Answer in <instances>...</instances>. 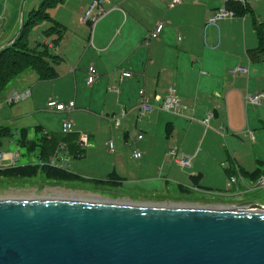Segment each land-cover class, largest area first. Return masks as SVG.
<instances>
[{
	"label": "crops",
	"instance_id": "0c3cea01",
	"mask_svg": "<svg viewBox=\"0 0 264 264\" xmlns=\"http://www.w3.org/2000/svg\"><path fill=\"white\" fill-rule=\"evenodd\" d=\"M9 1L0 0V13L6 17L5 24H10L16 18L15 11H9L18 10V4L14 0L8 13ZM22 1L28 0H20V3ZM36 1L33 0L31 5ZM229 1L232 0H106L102 6L107 12L99 20L97 19L94 27L88 29L87 38H85L86 28H80L79 35L78 32H72L79 38L78 42L75 43V38L72 37L71 45L65 49L61 48L60 54L56 53V45L52 46L51 42L45 39L49 50L54 51L57 56L55 70L57 63H65L68 68L74 65L69 69L70 73L67 72L68 76L71 75L69 85L71 90L64 95L56 92L48 94L44 103L42 101V106L33 110L38 116L43 112L50 114L52 116L50 122L22 125L20 128H13L11 124H0L2 127L10 128L11 132L1 136L2 138L16 140L17 145L26 148L28 152L37 151L38 159L35 163L18 165L9 160L14 153L2 150L6 156L3 168L41 162L42 165L47 164L46 168L66 171L74 179L79 177L80 181L87 180L101 184L105 182L117 188L136 189L132 191L135 193L134 196L123 194L127 197L148 201L177 200L179 203L182 202L180 204L186 205H191V202L210 204V200L192 197L194 190L214 192L217 188L212 184L203 185L201 180L204 174L200 170L195 171L194 167L196 162L194 160L199 154V150L195 148L197 141L204 134L206 136V133L199 131V136L192 146H185V137L179 141L178 133L180 130L189 131L193 128L189 121L204 125L202 121L206 117L205 113L212 114L209 123L220 114L222 117L226 115L229 124L231 118L229 111L232 110L233 114L238 105L240 106V102L244 106L242 81L248 82L249 89L256 82L250 83L256 76L255 72L264 71V61L251 62L247 56V49L254 48L257 41L253 16L258 18L264 27V0H246L244 6H249L251 19L246 12L243 15L236 14L231 20H219L217 26L212 24L206 26V19L212 12ZM89 2L90 0H78V3L75 2L67 10L72 12L73 18H80ZM57 19L70 24L69 20ZM160 21L164 25L162 31L157 38H150V32ZM63 24L64 34L68 26L64 24L65 28ZM81 24L88 25V28L91 26L88 23ZM17 29L18 25L10 31L3 28L0 32V45L7 42ZM109 51L113 54L112 59H106L104 56L105 52ZM90 65L94 68L95 78L92 83H87L86 71ZM80 66L82 68H78ZM237 66L245 67L246 71H236ZM77 69L82 71L81 77L76 73ZM122 71H129L132 76L124 78L121 76ZM17 76L6 86L1 101L13 92L25 95L10 104L5 102L8 106L30 99L34 93L29 84L36 78L55 79L59 74L56 70L54 77L40 79L36 72L27 69ZM110 87H115L117 91H111ZM172 89L180 102L188 107L183 114L172 115L170 112L155 109L144 117L139 116L140 90L145 92L151 102H155ZM263 89L260 90L264 91ZM48 99L65 104L73 100L74 107L67 112L55 111L46 106ZM122 113L124 116L120 118L119 125H114L113 118L119 117ZM92 116H95L96 122L89 124L88 121H91ZM81 117L85 119L84 122L80 121ZM72 118L75 120L71 121ZM65 120L71 123V129L66 132L62 130V122ZM221 121L223 123L224 119L222 118ZM119 129L124 145H128L124 151L115 150L114 140L112 148L108 146L109 139L114 138ZM131 132L134 133L133 136ZM138 133L142 134L141 139L136 138ZM69 135L77 137L82 155L73 157L74 154L69 151L66 145L68 143L63 140ZM52 136L56 138L57 147L44 163L40 158L42 144L46 140H52ZM130 139L132 144H128ZM101 141L105 145L104 156L103 153H99L96 157L103 156L102 168L99 165L92 173L79 174L74 168L76 161L73 160L71 165L66 164L71 161L69 157L81 158L87 151L92 153L90 151L95 150L94 147H97ZM172 145L191 158V166L188 168L193 170L189 174V183L185 181L182 172L178 173L174 169L173 165L176 164L169 161L166 156L167 150ZM137 150L141 153L139 158L133 155ZM18 159L19 152H17ZM150 161L154 162V166ZM224 161L223 170L228 177H235L237 182L233 190L224 195L235 196L247 191L253 187L250 185L255 181H257L255 187L264 186V160L255 158L256 166L252 169L245 168V161L236 155L227 153ZM101 171H104V177L99 174ZM37 173L36 176L46 175L41 169H38ZM217 185L220 187L222 182ZM232 185L229 183L228 187L231 188ZM171 190L175 193L170 194Z\"/></svg>",
	"mask_w": 264,
	"mask_h": 264
},
{
	"label": "water",
	"instance_id": "95a60500",
	"mask_svg": "<svg viewBox=\"0 0 264 264\" xmlns=\"http://www.w3.org/2000/svg\"><path fill=\"white\" fill-rule=\"evenodd\" d=\"M0 264H264V206L0 195Z\"/></svg>",
	"mask_w": 264,
	"mask_h": 264
},
{
	"label": "rangeland",
	"instance_id": "374dc122",
	"mask_svg": "<svg viewBox=\"0 0 264 264\" xmlns=\"http://www.w3.org/2000/svg\"><path fill=\"white\" fill-rule=\"evenodd\" d=\"M12 1L14 0H10L8 2L7 12L12 7ZM32 1L33 0H28L27 2L22 1L20 3V0H15V3L18 4V10L13 9L9 12L15 11V13L17 14V15L14 14L16 18H14L10 22V24L8 23L5 24L6 17L4 16V19L2 20L1 23L2 26L0 28V31H2L3 28L6 31H10L16 25H18L19 28L21 24L20 21L21 4H22V17H25L27 12L32 8H36L40 2V0H37L34 5H31ZM75 2L78 3V0H65L64 3H58L52 7H48L46 11L50 16V19L41 20L38 24L33 25L27 31L26 42L28 43V46L30 48H36L37 44L42 43L45 39L55 38L53 37V35L52 36L43 35L44 33L43 31L51 25L52 20L57 21L60 24L64 23L68 26L67 29L65 30V33L58 39L56 43V47H55L56 53L59 52L60 54L61 48L65 49L66 47L70 46L71 45L70 43H72L73 38H75V43L78 42L79 38L73 35V33L78 32L79 35L80 28L87 29V32L85 33V38H87L89 33L88 29L94 27V25L97 23L99 19L95 23L91 24L89 28L88 25L81 24L78 19L79 17L73 18L71 14L72 12L70 10H67V8L71 5H74ZM252 5L254 4L252 3ZM247 7L249 8L248 5ZM249 12H250V8L247 10V13H248V18L251 19ZM57 18H60L62 20L65 19L69 20L70 24L67 21L62 22ZM250 19H248V21ZM7 21H8V16H7ZM252 37L253 39H255V36L252 35ZM256 45H257V41H255V47ZM53 52H51L50 54L55 55ZM104 56L106 57V59L113 58V54L111 53V51L107 53L105 52ZM55 58H57V56H55ZM73 67L74 65H71L68 68V66L65 63H61V64L57 63L56 70L59 74L58 78L49 79V80H39L36 78L35 81L29 84L31 90H33L34 93V95L30 99L26 101H22L19 104L14 103L11 106H8L7 104L2 105V107L0 108V124L6 123L13 125L14 126L13 128H20L22 127V125H32V124L35 125L39 122H43V123L50 122L52 120V116L50 114L43 112L40 113V115L38 116L37 113H33V110H35V108H39L42 106V101L44 103L48 94L56 92L64 95L65 93L71 90L69 88V85L71 83V75L68 76L67 72L70 73L69 69ZM78 68H82V66ZM28 72L33 73L31 71ZM76 73L78 74L79 77H81L82 71H80V69H77ZM255 73L256 76L250 83L252 84L255 81L256 82L251 86V88H249L251 89L250 91L247 88L248 82L246 80H243L241 83L243 87L241 91L244 94L243 95L244 106H248V107L245 108L242 102H240V106L238 105L237 110H235L233 114H232V110H230L229 116L231 118L229 124L227 122L228 119L226 118V115L222 117L220 114L217 115L215 119L213 118L212 121L209 123L212 114L205 113L206 117L203 120L208 119L207 127L205 125H198L193 121H189V123L192 124L191 126L193 128L189 131L188 130L179 131L178 140L180 141L183 137H185V146H192L196 138L199 136V131H201V133L202 132L206 133V136L204 134L201 137V139L197 141L195 148H197V151L199 150V154L198 157L195 158L194 160L196 161L194 167H195V171L200 170L201 172H203L204 177L201 180L203 181L202 183L203 185L212 184V186H217L214 192H199L197 190H194L192 192V197H201L202 199L210 200L209 202L212 205L205 204V202H191L192 204L187 206L233 207L241 202H252L264 206V186L255 187L254 185L256 184L257 181L251 183L250 186L253 187H251V189H247V191L239 193L235 196L224 195L229 193V191L233 190L232 188L235 187L234 185L237 184V182L230 183L229 177L223 170V166L225 163L224 160L227 153L240 157L243 161H245L246 164L245 168L247 169H252L256 166L255 158H260L264 160V126H263L264 102L256 105H249L250 103L245 101V99L248 96H251L256 93L264 92L260 90L261 88H264V71L257 70ZM14 80H12L11 82H13ZM92 117L93 118L91 119V121H88L87 119L89 124H91L92 122L93 123L96 122V118H94L95 116ZM222 118L224 119L223 123L221 121ZM73 119L75 120V118H72L71 121ZM4 120H8V121H4ZM80 121L84 122L85 119L81 117ZM184 122L185 121L183 120V123ZM189 123L188 125L190 126ZM5 128L6 127L0 126V134L7 135L11 133L10 128L9 130ZM116 133L117 134L114 136V138L112 137L110 138L111 140L110 139L109 141L106 140V142L111 141L113 143L114 140L115 150L124 151V148L127 147L128 145L126 144L124 145L123 143V140L121 138V129L117 130ZM131 134L132 136L134 135L133 132H131ZM131 141L132 140L130 139L128 144H132ZM101 142L98 143L97 147H94L95 150L90 151L92 153H89V151H87L86 155H84L81 158L69 157L71 158V161L67 162L66 164L69 163L71 165L73 160L76 161V165L74 168L76 172H78L79 174L92 173V171L96 170V168L99 167V165H101L100 168H102L103 164L101 160L103 159L104 156L103 152L105 151V145L103 141ZM173 147L174 145L170 146L169 148H173ZM0 149L5 152L7 151L12 152L14 154L19 152V159L15 162V164L24 165L27 163L38 162L37 151L28 152L26 148L19 147L16 143V140L14 141L11 138L1 137ZM99 153H103V156L96 157L97 154ZM150 162L154 166V162L153 161ZM173 167L174 169L177 170L178 173L182 172L186 178L185 181L189 183V174L193 169L192 170H190V168L181 169L176 165H173ZM99 174L103 177L105 176L104 171H101ZM220 181L222 182V185L219 187L217 183H219ZM229 183L233 184L231 188L228 187ZM240 184L242 183L240 182ZM133 190L136 189L130 188V190H128L121 187L117 188V186L108 183L98 184L94 182L93 183L89 182L87 180L72 182L69 180L56 179L55 177L54 178L48 177L47 175L44 176L22 175V174H17L15 171H6L0 174V195H57V196H66L77 199H90V200L101 199V200H108V201L121 202V203L122 202L138 203V204L165 203V204L186 205V204H180L182 202L179 203L177 200L148 201L144 199L132 198L123 195L125 194L128 196H134L135 193L132 192ZM169 193L174 194L175 192L171 190ZM217 201H224V202H217Z\"/></svg>",
	"mask_w": 264,
	"mask_h": 264
},
{
	"label": "trees",
	"instance_id": "16d2710c",
	"mask_svg": "<svg viewBox=\"0 0 264 264\" xmlns=\"http://www.w3.org/2000/svg\"><path fill=\"white\" fill-rule=\"evenodd\" d=\"M64 0H40L39 6L36 9L30 10L25 17H23L22 27L17 34L16 38L7 46L0 49V100L1 96L8 85V83L15 78L18 74L23 71L30 69L36 72L40 79H49L55 76V62L56 55H51L48 49V44L44 41L38 43L36 48H30L26 42V34L30 27L38 24L41 20L50 19L49 14L46 9L52 7L58 3H62ZM226 6L232 8L237 15H243L249 9L244 5L235 3L232 1L227 2ZM253 26L256 34L257 45L252 49H247V56L251 62H263L264 61V30L263 23L256 17L253 16ZM64 28L62 24L57 21L52 20L51 25L45 29L43 35L52 36L55 38L48 39L51 44L57 43L60 36L63 34ZM1 32V31H0ZM54 46V45H53ZM264 126V123H263ZM5 129L9 130L8 127ZM6 134H0L5 136ZM52 140H46L43 142V146L40 152V158L44 163L53 154L56 146V138L52 136ZM68 144L67 147L70 152L74 155L73 157H78L82 155L81 149L77 144V137L69 135L63 138ZM41 160V161H42ZM47 164L40 165L32 164L26 166H14L10 168L0 169V174L6 171H15L17 174L36 176L38 169L43 170V172L50 177H55L56 179L63 180H77L74 179L69 173L62 170H52L46 168ZM32 169V170H31ZM101 184V183H98ZM102 184H105L103 182Z\"/></svg>",
	"mask_w": 264,
	"mask_h": 264
},
{
	"label": "built area",
	"instance_id": "2783aa9c",
	"mask_svg": "<svg viewBox=\"0 0 264 264\" xmlns=\"http://www.w3.org/2000/svg\"><path fill=\"white\" fill-rule=\"evenodd\" d=\"M106 0H90L88 5L86 6L85 10L81 14L79 21L81 23H88V24H93L102 17L103 15L106 14V10L103 8L102 3L105 2ZM235 3H239L241 5L246 4V0H232ZM3 14L0 13V28L2 26V20H3ZM236 16V13L232 8H228L226 5H223L216 10L212 12V14L206 19V26L207 25H216L219 20L222 19H233ZM163 23L160 21L156 24L154 29L150 32L149 36L150 38H157L162 31L163 28ZM236 71L238 72H245L246 68L245 67H236ZM87 78L86 81L87 83H92L95 78V71L93 66H88L87 68ZM121 76L124 78H129L132 76V73L129 71H122ZM111 91H117L115 87H110ZM25 94L21 93L18 94L17 92H13L9 94L6 98H4L2 101L0 100V106L2 103L6 102L10 104L14 100H17L19 98H22ZM140 95V103L138 105V114L139 116H146L155 109L163 110L166 112H170L174 115H180L183 114V112L188 108L187 105L183 104L180 102L178 96L175 94L174 89H172L168 94L159 97L155 102H151L149 98L146 96L145 92L143 90L139 91ZM246 102L256 105L264 102V92L256 93L251 96H248L245 99ZM46 106L50 109H54L55 111H60V112H67L71 111L74 107V102L73 101H68L66 104L62 102H57L54 99H48L46 101ZM124 116V113L120 114L119 117L113 118L114 125H119L120 123V118ZM202 123L207 126L208 125V119H205L202 121ZM71 129V123L70 121H63L62 122V130L63 131H69ZM137 139L142 138V134L138 133L136 135ZM85 140V138H82ZM109 148H112V142L110 141L108 144ZM134 157L139 158L141 156L140 151H136L133 153ZM166 156L169 161L173 162L174 164L180 166V167H185L188 168L191 166V158L188 157L187 155L179 152L175 147L169 148L167 150ZM6 159L5 153L0 149V169L3 168L4 166V161ZM10 162L14 163L17 160V153L14 155L10 156ZM43 163L40 162V165ZM230 183L236 182V178L233 176L229 177Z\"/></svg>",
	"mask_w": 264,
	"mask_h": 264
},
{
	"label": "bare ground",
	"instance_id": "6f19581e",
	"mask_svg": "<svg viewBox=\"0 0 264 264\" xmlns=\"http://www.w3.org/2000/svg\"><path fill=\"white\" fill-rule=\"evenodd\" d=\"M2 5V4H1ZM3 31V30H2ZM3 104H6V103H3ZM2 106V105H1Z\"/></svg>",
	"mask_w": 264,
	"mask_h": 264
}]
</instances>
